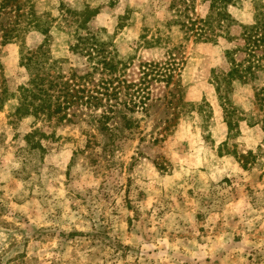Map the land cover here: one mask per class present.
I'll return each mask as SVG.
<instances>
[{
	"label": "rangeland",
	"instance_id": "374dc122",
	"mask_svg": "<svg viewBox=\"0 0 264 264\" xmlns=\"http://www.w3.org/2000/svg\"><path fill=\"white\" fill-rule=\"evenodd\" d=\"M256 1L238 0L229 11L250 24ZM172 2L18 0L0 13V264H264V111L255 85L236 81L238 123L229 130L216 92L215 74L230 69L225 51L234 43L191 39L174 79L179 94L157 86L147 110L127 108L124 91L119 104L78 101L75 116L59 124L16 115L31 75L23 56L45 36L30 29L6 42L4 28L28 20L14 6L34 4L54 20L50 62L65 61V73L77 71L88 90L112 75L71 50L77 16L68 10L98 9L90 27L105 29L100 37L121 57L136 54L127 74L135 80L141 61L164 57L163 48L136 47L147 24L173 16ZM196 6L202 12L201 0ZM6 89L17 97H5ZM35 128L48 135L44 150L27 149L24 137Z\"/></svg>",
	"mask_w": 264,
	"mask_h": 264
},
{
	"label": "trees",
	"instance_id": "16d2710c",
	"mask_svg": "<svg viewBox=\"0 0 264 264\" xmlns=\"http://www.w3.org/2000/svg\"><path fill=\"white\" fill-rule=\"evenodd\" d=\"M16 1L18 0H0V13ZM196 2L197 0H173L171 4L173 16L170 19L164 21L160 27L147 24L143 28L140 41L137 42L139 46L136 48H163L165 54L158 61H141L138 79L135 80H129L127 74L136 65V54L121 57L116 49L111 48L114 47L113 41H105L100 37L102 30L105 29L90 27V21L98 14V9L94 10L87 5L83 9L68 10L69 14L77 16L73 36L76 43L71 44V50L84 54L94 71L112 75L110 80L101 77L95 83V89L88 90L83 88L81 83L83 77L79 76L77 71H73L71 75L65 73L63 69L65 61L50 62L51 58L45 47L55 27L54 20L37 15L34 4L30 11L24 10L25 5L17 4L14 6L16 17L21 14L28 20L25 26L15 20L12 27H5L3 34L5 41H17L30 29L45 36L36 50L23 56L25 61L23 64L31 75L29 81L19 87L17 117L23 119L32 116L35 121L41 119L46 123L59 124L75 116L72 110L78 101L84 98L89 101H100L108 97L105 99L110 101L116 99L119 104L124 91L129 97L123 101L127 108L131 111L136 107L147 110L148 102L155 99L157 86H162L166 90L174 85L176 91L181 89L179 80L174 79L180 75L179 71L186 64L185 52L182 49L191 39L205 43H218L220 39H226L229 43H234V47L225 51L230 69L215 74L216 92L226 114L229 130L238 123L231 120L237 111L230 97L236 81L255 85L256 100L259 108L264 111V0L255 2L253 22L250 24L240 23L229 11L232 6L238 7V0H201L202 12L197 10ZM62 20L68 22L64 17L60 21ZM235 28H239L238 33L234 31ZM52 70L55 73H52ZM115 81L118 82L117 85ZM2 93L7 98L17 97L15 93L8 94L7 89ZM167 93L175 96L173 91L169 90ZM5 97H1V100L4 101ZM179 100L182 105L185 104L181 97ZM110 106L113 108L115 104ZM132 126L133 122H129V128ZM42 138H48V135L41 129L35 128L27 133L24 137L27 149L44 150Z\"/></svg>",
	"mask_w": 264,
	"mask_h": 264
}]
</instances>
